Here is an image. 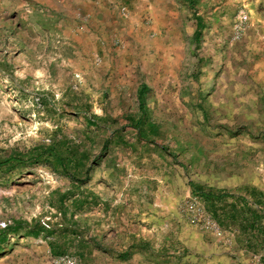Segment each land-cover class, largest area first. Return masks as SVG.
Wrapping results in <instances>:
<instances>
[{
  "label": "rangeland",
  "instance_id": "1",
  "mask_svg": "<svg viewBox=\"0 0 264 264\" xmlns=\"http://www.w3.org/2000/svg\"><path fill=\"white\" fill-rule=\"evenodd\" d=\"M160 3L138 39L174 47L139 54L138 79L125 81L121 65L87 61L67 44L41 0H0V158L56 135L99 164L112 151L106 167H127L137 154L136 208L89 195L101 164L83 192L48 164L0 168V264L65 255L77 264H264V0ZM137 83L151 88L144 100L159 134L137 139L135 154L104 151L109 138L135 139L125 121ZM191 183L225 198L204 202ZM74 194L90 204H74ZM35 220L47 236L25 226L1 240Z\"/></svg>",
  "mask_w": 264,
  "mask_h": 264
},
{
  "label": "crops",
  "instance_id": "2",
  "mask_svg": "<svg viewBox=\"0 0 264 264\" xmlns=\"http://www.w3.org/2000/svg\"><path fill=\"white\" fill-rule=\"evenodd\" d=\"M160 1L161 0H41V2L55 11V23L60 26L59 29L62 31L67 44L77 49L78 54L87 61L99 60V62L108 65H121L120 71L123 72L121 79L125 81L138 79L137 57L139 54L145 53L147 58H149V49L152 46L161 48L174 47L172 41H162L160 43L161 45H158V43L155 44V42H152L150 38L144 40L138 39L139 30L143 28L141 27L142 24L150 21V17H153L154 6L161 4ZM65 8H67V11L61 15L60 12ZM179 46L183 45L181 44ZM140 49H145L146 51L140 52ZM165 53L167 56L171 53L172 56L170 50ZM142 84L144 83H137L136 85L135 94L137 97V105L133 112L127 111L129 113H127V119L125 121V126L133 130L135 139L126 137V133L123 137L121 135L116 137L120 142L114 141L113 138H109L108 140L112 143L109 148L114 145L121 146L126 154H135L137 153V139L138 141L145 140L142 139L139 130L135 128L137 127V122L142 117L139 100V91ZM125 88L128 89V85ZM148 114L149 121L159 126L160 124L151 117L149 109ZM144 127V132L147 137L146 141L158 136L159 133L151 134L146 129L148 123L145 124ZM112 153V151H109L102 163H100L103 166L100 170L102 182L98 184L100 182L99 179V182L95 184L97 188L95 191H93V189L92 192L95 195V192L102 191V200L106 205L113 202L117 204V207L126 205L136 208L137 154L127 164V167H123V164L118 162H116L113 167H106L108 158H112ZM90 162L93 166L91 170L92 173L94 168L99 167L100 164L95 162L91 156ZM91 173L90 179L85 184L91 179L96 178L97 175L95 176L93 174L92 176ZM190 185H192V192L195 191V185L212 189L215 193L224 192L213 186H206L198 183H191ZM253 191L257 192V195H254L256 200L263 199L262 193L257 187L253 188ZM197 196L202 199L199 195ZM247 198V196L242 197V200L247 201ZM90 200V198L87 200L85 206L90 204ZM202 200L206 202L204 199Z\"/></svg>",
  "mask_w": 264,
  "mask_h": 264
},
{
  "label": "trees",
  "instance_id": "3",
  "mask_svg": "<svg viewBox=\"0 0 264 264\" xmlns=\"http://www.w3.org/2000/svg\"><path fill=\"white\" fill-rule=\"evenodd\" d=\"M200 18H198V28L195 32V37L199 35L200 31ZM150 90L148 85L142 84L139 91L140 108L142 117L137 122L135 127L141 133L142 139L146 140V133L144 132V125L148 123L146 128L151 134L159 133V126L149 121L148 109L145 103L146 93ZM90 124H94V119H90ZM112 143L107 140L104 143L103 150L107 151ZM48 164L53 170L61 176L67 177L71 180L72 184L76 185L79 192H83L81 186L90 179V173L93 168L90 162V155L88 151L83 150L80 144H77L74 140L67 137H57V135L51 140L50 143H37L27 150L13 151L8 157L0 158V168H13L38 164ZM194 187V185H193ZM194 193L202 197L205 201L216 202L222 201L225 198L224 193H215L212 189H207L204 186L195 185ZM90 196H95L92 191H88ZM75 193V192H73ZM75 196V197H74ZM78 195L74 194L71 202L80 205H85L90 198L88 195L79 199ZM67 199L66 197H63ZM70 199V198H69ZM27 227V235L40 236L48 235L50 227L42 222L35 220L32 224L27 222L16 223L15 226H9L1 233V240H5L9 234L19 235L22 227Z\"/></svg>",
  "mask_w": 264,
  "mask_h": 264
},
{
  "label": "built area",
  "instance_id": "4",
  "mask_svg": "<svg viewBox=\"0 0 264 264\" xmlns=\"http://www.w3.org/2000/svg\"><path fill=\"white\" fill-rule=\"evenodd\" d=\"M76 77L80 78V75H76ZM53 263L54 264H77V261L74 257L65 255V256L55 257L53 259Z\"/></svg>",
  "mask_w": 264,
  "mask_h": 264
}]
</instances>
